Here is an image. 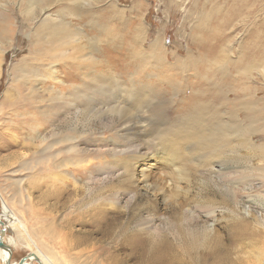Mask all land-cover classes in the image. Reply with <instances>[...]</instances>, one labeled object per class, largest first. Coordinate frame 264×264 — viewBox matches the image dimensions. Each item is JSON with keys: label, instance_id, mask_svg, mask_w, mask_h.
<instances>
[{"label": "bare ground", "instance_id": "bare-ground-1", "mask_svg": "<svg viewBox=\"0 0 264 264\" xmlns=\"http://www.w3.org/2000/svg\"><path fill=\"white\" fill-rule=\"evenodd\" d=\"M209 1L213 2L211 9L206 8L202 0H195V4L200 2L198 7L195 11L192 9L187 11V17L196 13L191 32H200L203 40L195 41V34L191 35L194 38L193 48L188 47L184 55H179L164 45L165 38L161 37L159 32L155 33L150 45H145V40L149 37L146 25L139 19L133 20L125 15L130 11H138L141 0H133L128 8L118 7L117 0H109L104 8L97 7L101 0H27L28 9L32 11L30 18L38 19L35 32H40V39L37 40L35 50L40 51L38 64L42 66L40 70H34V73L23 71L22 74L26 87L33 90L30 91L31 96L29 93L24 94L23 99L28 100L30 96L32 98L30 102L37 107V112L32 114V121H34L32 128L38 129L45 127L44 125L54 127L59 122L57 119L61 118V114L70 113L71 105H73L71 112L76 119L79 116L90 117L89 113L94 118L98 117L96 118L98 121L89 125L91 133H97V137L93 135L91 139H87V142H93L96 137L98 141L103 140L104 144H109L108 150L101 151L91 149L88 143L86 145V140L73 134L59 136L58 133L56 135L58 137L51 140L40 137L42 139L40 143L45 142L43 149L40 150L46 161L45 172L51 180L57 182L61 191L65 190L66 185L71 186L72 189L68 195L72 196L70 199L74 198L75 202L81 194L95 193L96 200L91 201L88 206L92 207L90 211L94 216L97 215V226L102 224L104 229L109 230L113 226V218H109L108 213L115 212L124 197L123 194L128 192L121 183L116 185L111 183L121 175L128 181L132 180L139 168V173L144 177L146 170L150 167L147 160L154 155H160L162 162L169 170L167 178L164 174L153 180L144 177L139 186H133L127 193L130 198L126 204L136 200L140 188L153 194L152 202L149 200L148 204L150 214L140 222L142 227L139 230L145 233L143 237L138 232L125 233L115 242L117 245L114 248L105 249L86 237H77L72 244L70 243L73 249H77L72 258L68 257L70 249L65 237L61 246L62 255H56L54 252L51 254L50 249L49 252L41 250L31 239L29 230L24 227L28 244L35 251L33 255L42 264H83L81 261L88 259H92L94 264H122L131 258L135 259L137 264L158 262L174 264L181 261L186 264H231L228 255L229 244L220 235L215 234L210 240L206 235L203 239L204 243L200 244L193 232V228L206 223L201 219L200 223V217L213 220L215 213L217 216H223L218 212V206L221 203L223 204L222 212L227 213L229 218L226 214L224 216L231 221L228 225L232 234L229 239L231 242L245 238L248 244L249 239L264 243V235L251 225V220L258 217L253 213L248 216L242 215L239 207L235 205L237 199L233 200L234 205H230L207 196L206 203L199 207L207 208L206 213H200L198 208L186 207L181 202L172 201L170 215L162 218L163 214L158 211L156 205L157 201L169 205V201L164 199V187L173 185L172 187L179 189L176 182L185 180L184 175L189 177V171L194 172L198 183L213 184L235 196H240L241 192L250 189L254 180L251 178L253 177L251 172H253L264 191V135H260L259 140L254 141L255 129H251L242 138L238 135L236 137L235 134L242 130L241 124L237 122L239 116L227 107L225 99L222 104L216 103L217 96L222 93L221 87L229 85L235 79L233 76L235 73H232L235 67L232 66L234 60L230 59L229 54L238 51L239 42L242 46L243 44L254 45L258 31L248 29L245 34H242L233 30L223 35L217 25L227 26V24L223 19L218 20L215 13L219 5L224 4L226 0ZM165 2L168 8L179 7L176 0H165ZM237 6L232 4L226 21H229L230 16L239 10ZM52 7L55 11L57 10L56 12L65 13V22L52 17L50 14ZM89 8H97L101 20L96 21L92 26V42L83 45L81 28H70L71 17L74 16L77 22H83L85 18L81 14L86 13ZM68 15L70 16L66 21ZM0 22L3 23L0 27V43L2 44L5 34L9 32L8 23L11 22L6 20V17H0ZM237 34H242L238 40H236ZM220 38L227 43L228 52L227 54L220 52L217 56L221 45ZM100 39L104 40L103 43H107L106 47L110 51L108 55L117 53L124 58L123 61L119 59L120 63L115 67L117 68L114 69L115 73H111L114 66L109 60L103 62L107 52L105 47L97 46ZM233 41H236V46L233 45ZM115 48L119 50L113 51ZM251 52H253L252 48ZM212 54L214 57L209 58ZM68 60H71L70 65L75 67V73L81 82L72 83L71 88L66 91H60L58 88L56 97L54 91H51V94L48 91L49 97L44 99L43 93L41 95L38 91L39 88L28 85L40 83L37 78L40 75L38 73L42 75V71H45V74L48 73L44 79L50 77V73H54V64L57 62L70 66L66 63ZM130 68H134L135 71L128 72ZM207 71L210 73H206ZM79 87L83 88L79 90ZM163 88L167 89L168 94L171 93L170 100L176 97L171 106L172 112L174 111L176 115L173 119L168 112L165 113V110L163 115L159 111L163 109L162 106L167 105L161 104ZM17 90L20 91L18 88ZM187 91L189 94H186ZM56 98L60 101L64 99L70 104L62 105L63 102L56 101ZM51 111L55 116V123H53V116L49 115ZM156 115H161L157 121ZM99 129L112 130L113 135L107 140L101 138L102 131L99 133ZM33 136L31 135L30 139ZM113 136L121 140L117 138L114 140ZM138 140L140 144H137ZM39 146L40 144L38 148ZM178 149H184L188 157L187 163L184 162V158L175 156V151ZM184 153H181V156ZM91 165L96 170L103 171V175L82 177V174L77 171L78 169L84 173ZM170 174L172 176L174 174L173 184ZM85 178L87 180H84ZM189 181L188 178L187 182ZM133 183L132 181L131 184ZM106 192L112 196L104 197ZM98 196L99 199H97ZM0 210V261L2 264H12L11 246L4 242L3 218L12 222L15 227L20 226L21 223H17V214L3 198L2 200L0 198ZM153 218L155 221L156 218L160 220L162 225L153 224ZM169 235H171L170 238ZM246 259L245 264H264L262 254L253 256L251 253V257ZM16 264H28V262Z\"/></svg>", "mask_w": 264, "mask_h": 264}, {"label": "rangeland", "instance_id": "rangeland-1", "mask_svg": "<svg viewBox=\"0 0 264 264\" xmlns=\"http://www.w3.org/2000/svg\"><path fill=\"white\" fill-rule=\"evenodd\" d=\"M101 1L102 2L97 5L98 8H104L106 4L109 3V0ZM117 1L119 3L118 7L122 6L128 8L133 0ZM176 1L179 3V7L173 6L168 8L166 7L165 0H141L138 11H130L125 15L133 20L139 19L146 25L149 37L145 40V45H150L155 33L159 32L161 37L164 36L165 39L163 43L169 50L179 55H184L188 47L193 48L192 44L194 38L192 36L194 34L195 41L203 40V35L200 32H191V26L194 22V17H196V13L194 12L187 17V11L190 9L195 11V8L198 7L200 2L195 4V0ZM202 3H205L206 8L211 9L213 2L202 0ZM232 4L238 5L237 7L239 10L230 16L229 21H226ZM89 9L86 10V13L81 14V16L85 18L83 22H77L76 18L73 16L74 19L71 17V27L69 26L70 28H81L83 33L81 42L83 45H88L92 42V26L96 21L101 20L97 8ZM56 11L54 7L51 8L50 14H52V17L57 20L61 19L65 22V13ZM31 13L32 11L28 9L27 0H0V17H6V20L8 19V21L11 22L10 24L8 23V31L10 33L8 32L5 34L6 37L3 39L2 44L0 43V198L1 200L3 198V200L10 205L18 216L17 223H21L20 226L15 227L12 222L3 218L5 223L4 242L11 246L12 264L24 262H28V264H38L34 257L19 262V259L24 257L26 253L35 252L28 244L27 232L24 227L29 230L31 239L35 241L39 248L45 252H49L50 249L51 254L54 252L56 255H62L61 246L65 237L66 241L69 243L68 246L70 249L68 257L71 256L72 258L77 249H73L70 243L72 244L77 237H86L96 242L95 244L97 246L101 245L103 249L114 248L117 245L115 242L122 234L125 235V233L130 234L138 232L139 235L143 237L145 233L139 230V228L142 227L140 226L142 224L140 222L144 217L150 214L148 204L150 201L152 202L151 199L153 194L148 193L146 189L140 188L136 200L131 204H126V201L130 198V195L127 193H129V190L133 186H139L144 177L153 180L157 177H161L163 174L165 178L169 176L167 173L169 170L164 165V162H162L161 156L154 155L147 160L150 167L146 170L144 177L139 173V168L132 180L128 181L125 176L121 175V179L117 178L112 182L111 184L113 185L121 183L122 187L128 189V192H125L126 195L125 193L123 194L124 197L115 212L108 213V217L113 218V226H111L109 230L104 229L102 224H98L97 226V215L94 216L93 212L90 211L92 207L90 208V206H88L91 201L96 200L95 193L90 195L81 194L76 198L77 200L75 202V199H70L72 196L68 195L72 189L71 186L66 185L67 187H65V190L61 191L57 186V182L51 180V177L45 172V157L42 152H40L45 143H40L42 140L41 138L47 137L46 139L49 138V140H51L52 138L58 137L56 136L58 133L59 136L73 134L86 140V145L88 143L91 149H98L101 151L104 149L108 150L109 144H104L105 141L103 140L98 141L96 139L97 133H91L89 125L98 121L96 120L98 117L95 116L94 118L91 113H89L90 117H88V115L86 117L79 116V118L76 119L71 112L74 107L73 105H71L70 113L68 112L69 114H61V118L57 116L59 117L57 119L59 122L54 127H51V125H44L45 127L38 129L32 128V123L34 122L32 121V114L33 112H37V107L30 102L32 99L30 94L33 90L26 87V81L24 76L22 77V74L24 72L34 73V70H40L42 66L38 64L40 51L38 52L35 50V45L38 42L37 40L40 39V32H35V25L38 19L33 20L30 18ZM69 16L70 15L67 16L66 21ZM215 16L218 20L223 19L227 24V26L217 25L223 32V35H227L233 32V30L242 34H245L248 29L258 31L259 38H255L254 45L249 46L243 44L242 46L241 42H239L238 51H233L232 54H229L230 59L232 61L234 60L232 66L235 67L232 73H235L233 75L235 79L229 85L221 87L222 93L218 95L216 99L218 105L224 103L225 99L227 107L239 116L237 122L241 124L242 130L235 134L236 137L238 135L239 138H242L249 130L255 129L253 140L258 141L259 136L262 134L264 135V0H226L224 4L219 5ZM91 20H93V22H91ZM2 25L3 23L0 22V27H2ZM242 34H237L236 40H238ZM125 38L126 36L124 35V39ZM221 38L219 40L221 45L216 54L217 56L220 52L225 54L228 52L226 49L227 43L222 41ZM103 41V39H100L97 42V46L105 47L107 56L103 57V62L109 60L111 64H113L114 67L111 70V73H113L114 69H117L115 67L120 63L119 59L123 61L124 58L117 53H110L108 55L110 52L109 48L106 47L107 43H103ZM233 45L236 46V41H233ZM251 48L253 52H251ZM86 50L89 51V49ZM114 50L118 51L119 49L115 48L113 51ZM36 52L38 54H36ZM212 57H214L213 54L209 56V58ZM66 63L70 65L71 60L66 61ZM19 65H21L20 69ZM54 69V73H50V77L48 76L45 79L44 77L47 76L48 73L45 74V71H42L41 75V73H38V70L37 73L41 76L39 75L37 79L40 83L28 84L29 86L34 85V87L39 88L38 91L40 94L42 95L43 93V99L49 97L48 91H50V94L51 91H54V96L56 97L59 90L66 91L68 88H71L72 83L81 82V80L77 78L75 67L71 65L66 66L63 62H57L54 64ZM134 71V68L128 70V72ZM206 73H210V71ZM17 88L21 92H18ZM82 88L83 87H79V90ZM161 91L164 93L161 96V104H167L168 106L166 105V108L160 105L163 109L159 111L162 112L161 115H163L165 110V113L168 112L170 118L173 119L176 115H174V111L172 112L171 106L174 100H176V97L170 100L169 96H171V93L168 94L165 88H163V90L161 89ZM27 93H29L30 96L28 100H25L23 99L24 94ZM186 94H189V92L187 91ZM55 100L60 101L57 98ZM61 100L60 102H63L62 105L70 104L66 103L67 101H64V99ZM46 101L45 103L48 102ZM57 112L61 113L60 110H57ZM49 115H51V117L53 116V123H55V116L52 115V111ZM161 115H158L159 117L156 115V119H154L157 121L161 118ZM103 121L105 122V120ZM36 130H38V132H35ZM101 131V138L106 140L113 135L112 130L99 129L98 132L100 133ZM31 135L34 136L30 139ZM93 135L96 136L93 142H87V139H91ZM113 137V139L116 140L115 138L117 137ZM117 139L119 140L120 138ZM38 144H40L39 148ZM137 144H140L139 140ZM143 144L145 143L143 142ZM142 147L143 146H141V148ZM112 151L113 150H111V152ZM181 153H184V149L176 150L175 156L180 159L184 158V162L187 163V155L184 153L185 156H181ZM253 159L255 160V158ZM91 170L92 173L90 174ZM77 171L82 174V177L98 176V174L103 175V171L96 170L93 165L88 166L84 173L80 172L78 169ZM188 173L189 177L188 175L187 177L184 175L185 180L176 182L179 189L181 188L182 190L172 187L173 185L166 186L167 189L164 187V199L169 201H167L169 205H164V203L157 201L156 205L158 211L163 214L161 218L170 215L172 208L170 203L172 201L181 202V204H185L186 207L198 208L200 213H206L207 208L201 209L199 207H202L206 203L207 200H205V198H207V196H209L208 198H214L218 202H227L230 205H234L233 200L235 201L237 199L235 205L239 207V212L245 216L251 213L255 214L258 219H252L251 225L256 231H259L261 235H264V191L263 187L259 185V179L254 176L253 172H251L253 175L251 178L254 179L251 183L252 186L250 189L241 192L240 196L230 194L223 189L217 188L213 184L202 185L196 181L194 172L189 171ZM173 176L171 175L170 177L172 184ZM193 176L194 178H192ZM186 178H189L191 182H187ZM70 180L72 179L70 178ZM84 180L87 179L85 178ZM132 181L134 182L133 184H131ZM103 196L109 198L112 194L108 195V192H106ZM97 199H99V196ZM96 207L97 205L93 208L95 209ZM222 210L223 204L221 203L218 206V212L222 213L223 216H217V213H215L213 220H209L206 217L199 218V220L201 219L203 222L206 221V223H201L202 221L200 220V226L193 228L195 237L200 241V244L204 243L203 239L206 235L209 240L215 234L220 235L224 241L229 244L228 255L231 264L236 262L245 264V262H247L246 258L251 257V253L253 256L259 254L264 255L263 242H256L254 241L256 239H249L248 244L245 238L232 242L229 240L232 234L228 225L231 221H228V214L225 213L227 215L226 218ZM157 223L162 225L160 220L156 218L153 224ZM135 229L136 231H134ZM170 236L171 235H169V238ZM71 238L73 239L69 240ZM82 262L83 264H94L92 259L81 261V263ZM0 264H2L1 261ZM122 264H137V262L135 259L131 258L124 261ZM152 264L163 263L158 262ZM174 264L186 263L181 261Z\"/></svg>", "mask_w": 264, "mask_h": 264}, {"label": "water", "instance_id": "water-1", "mask_svg": "<svg viewBox=\"0 0 264 264\" xmlns=\"http://www.w3.org/2000/svg\"><path fill=\"white\" fill-rule=\"evenodd\" d=\"M1 246L3 247V245H1ZM4 248H7V247L4 246ZM7 250H8V248H7ZM8 251H9V250H8ZM32 257H34L35 261L38 262V264H41L40 261L37 259V257H35V256L33 255L32 252H28V253H26L24 257H22L21 259H19V262L26 261L27 258H32Z\"/></svg>", "mask_w": 264, "mask_h": 264}]
</instances>
